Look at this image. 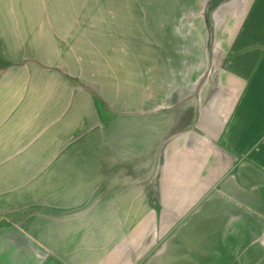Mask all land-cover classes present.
I'll use <instances>...</instances> for the list:
<instances>
[{"label": "crops", "instance_id": "1", "mask_svg": "<svg viewBox=\"0 0 264 264\" xmlns=\"http://www.w3.org/2000/svg\"><path fill=\"white\" fill-rule=\"evenodd\" d=\"M0 53V264H264V0H0Z\"/></svg>", "mask_w": 264, "mask_h": 264}, {"label": "rangeland", "instance_id": "2", "mask_svg": "<svg viewBox=\"0 0 264 264\" xmlns=\"http://www.w3.org/2000/svg\"><path fill=\"white\" fill-rule=\"evenodd\" d=\"M101 2V1H99ZM101 51H105V49L101 50ZM0 65H4V59L0 53ZM106 65L105 64H102L100 63L98 65V68H99V76H100V82H99V87H98V90L99 92H106V87H105V84H106V81L103 80V78H105L106 76ZM93 101H94V107L97 109L98 113H99V120H100V128H99V131H102L103 129V126L104 124L101 123V121H105L107 119H109L108 117L110 116V114L108 115V112H107V106H106V103L105 101L99 96L98 98L96 96H93ZM86 129H83L82 127H80V129H78L80 131L79 133V137L83 139V143L80 145V153L79 154H82V157L81 159H78L77 161H71V166H74V167H81L82 169H90V168H93L94 165H96V160H89L87 159L86 157L84 158V155H86V152H89L91 153L90 151L94 150L96 148V145L91 142H89L90 140L87 139V137H95L94 135L96 134H99L97 132V128H87L85 127ZM104 134V132H102ZM100 135V134H99ZM94 148V149H92ZM92 149V150H91ZM67 150L70 151L71 149H69V145L67 147ZM79 151V150H78ZM81 151L83 153H81ZM98 151H101V146H99V149ZM74 162L76 163V165H74ZM70 166V161L67 162V167ZM105 178L104 176L101 177V176H78V177H74V176H68V183H74V180L76 179L77 181H83L84 184L86 183H89L90 180H98L100 183L101 180ZM86 204V205H85ZM85 204H83L80 208H77L76 210L75 209H72V214H90V209L87 208L89 202H86ZM85 205V206H84ZM69 210V209H68ZM158 214V212H161V215L163 217V228H162V231L164 233V237L166 235H170V234H173L174 233V208H163V209H156L155 210ZM130 214L131 215H134V216H142V215H147V216H152L154 215V210H150V209H147V208H132L130 209ZM68 215H69V212H68ZM167 237V236H166ZM165 237V238H166ZM165 238L163 239V242L165 241Z\"/></svg>", "mask_w": 264, "mask_h": 264}]
</instances>
